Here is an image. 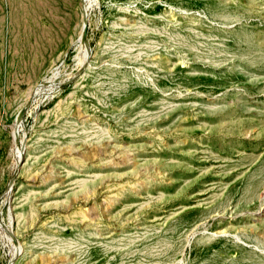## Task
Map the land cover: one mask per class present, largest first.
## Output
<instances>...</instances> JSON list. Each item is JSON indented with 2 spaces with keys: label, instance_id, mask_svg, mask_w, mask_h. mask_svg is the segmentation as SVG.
Listing matches in <instances>:
<instances>
[{
  "label": "rangeland",
  "instance_id": "1",
  "mask_svg": "<svg viewBox=\"0 0 264 264\" xmlns=\"http://www.w3.org/2000/svg\"><path fill=\"white\" fill-rule=\"evenodd\" d=\"M0 264H264V0H0Z\"/></svg>",
  "mask_w": 264,
  "mask_h": 264
},
{
  "label": "water",
  "instance_id": "2",
  "mask_svg": "<svg viewBox=\"0 0 264 264\" xmlns=\"http://www.w3.org/2000/svg\"><path fill=\"white\" fill-rule=\"evenodd\" d=\"M86 24H83V33L85 32Z\"/></svg>",
  "mask_w": 264,
  "mask_h": 264
}]
</instances>
